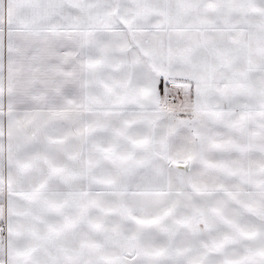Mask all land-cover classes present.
<instances>
[{
	"label": "snow or ice",
	"instance_id": "6c2138e0",
	"mask_svg": "<svg viewBox=\"0 0 264 264\" xmlns=\"http://www.w3.org/2000/svg\"><path fill=\"white\" fill-rule=\"evenodd\" d=\"M0 264H264V0H0Z\"/></svg>",
	"mask_w": 264,
	"mask_h": 264
}]
</instances>
